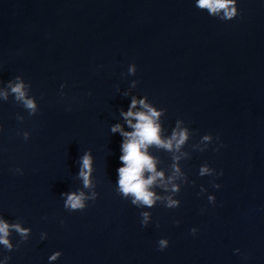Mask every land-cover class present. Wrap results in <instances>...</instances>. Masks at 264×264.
I'll list each match as a JSON object with an SVG mask.
<instances>
[{"label": "water", "instance_id": "1", "mask_svg": "<svg viewBox=\"0 0 264 264\" xmlns=\"http://www.w3.org/2000/svg\"><path fill=\"white\" fill-rule=\"evenodd\" d=\"M196 3L0 0V220L28 230L10 229L0 264H264V0H237L231 20ZM134 99L161 113L163 139L188 132L148 148L167 182L151 207L118 185L112 128L134 131Z\"/></svg>", "mask_w": 264, "mask_h": 264}, {"label": "clouds", "instance_id": "2", "mask_svg": "<svg viewBox=\"0 0 264 264\" xmlns=\"http://www.w3.org/2000/svg\"><path fill=\"white\" fill-rule=\"evenodd\" d=\"M196 6L200 9H207L209 13L214 16L223 13L221 18L225 20H231L239 14L237 0H197ZM130 70L134 72L135 68L133 67ZM10 87L17 99L23 100L27 108L35 111L36 105L33 100L26 98L25 85L22 81L10 85ZM4 96L7 98L6 92ZM137 103L142 105L145 111H132L130 109L128 112L123 113L129 126L132 127L134 131L124 132L120 125H116L112 128L113 132H121L126 138L122 145L123 155L120 157V160L123 162L124 166L118 169V185L119 191L125 197L129 195L132 197L133 204L151 207L157 200L162 199L151 189L158 181L162 187L167 188V182L164 180V173L156 170V158L148 153V148L149 146L155 145L169 151L174 148L179 150L188 139V132L186 129H179L178 126L177 130L173 132L169 139H163L161 136V125L158 123L161 113L145 103L144 100L137 101L134 99L131 108L135 109ZM133 119L136 123H133ZM204 139L208 140L209 137L205 136ZM92 170V156L91 154H86L82 158V166L79 173L85 187L91 186L90 176ZM175 171L179 172V169L176 168ZM146 173L150 175L146 177ZM207 173H209L207 167L201 169V175ZM174 178L175 177H172L170 179ZM217 187H219V185H217ZM173 190H176L175 185H173ZM84 199L83 192L79 195L72 193L67 196L65 206L72 210L83 209L85 207ZM177 203L176 200L169 197L167 206L173 207L177 205ZM142 215L144 217L143 223L146 225L149 213H143ZM13 228L21 233V235H26L28 231L27 229L21 228L19 224L10 225L0 220V244L5 245L8 249L12 248L8 236L10 234V229ZM192 231L195 233L196 230L193 229ZM168 245L169 241L166 239H161L159 241L161 250L168 247ZM59 255L60 253H56L51 259L55 260Z\"/></svg>", "mask_w": 264, "mask_h": 264}]
</instances>
